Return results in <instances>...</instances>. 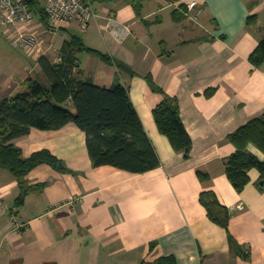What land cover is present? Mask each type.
Returning <instances> with one entry per match:
<instances>
[{
  "label": "crops",
  "instance_id": "crops-1",
  "mask_svg": "<svg viewBox=\"0 0 264 264\" xmlns=\"http://www.w3.org/2000/svg\"><path fill=\"white\" fill-rule=\"evenodd\" d=\"M90 1L97 17L86 31L76 22L47 28L42 15L34 22L44 55H25L0 31V100L26 91L30 77L49 85L38 59L61 63L64 43L77 36L94 51L75 53L77 76L128 90L160 167L138 175L94 167L74 123L31 128L3 143L23 158L49 151L60 166H38L23 185L0 168V264H155L163 257L174 264H264V183L252 170L238 192L225 172L235 152L229 135L264 115V65L250 62L264 42V0H143L139 9L128 0ZM167 95L178 100L192 140L188 158L156 125L153 110ZM203 193L228 210L227 229L210 218ZM11 213L23 229L12 226Z\"/></svg>",
  "mask_w": 264,
  "mask_h": 264
},
{
  "label": "trees",
  "instance_id": "trees-1",
  "mask_svg": "<svg viewBox=\"0 0 264 264\" xmlns=\"http://www.w3.org/2000/svg\"><path fill=\"white\" fill-rule=\"evenodd\" d=\"M139 9L143 0H128ZM34 12L44 16L42 6L31 0ZM62 62L53 64L45 56L40 57L39 66L49 85L38 79L28 78L26 91L10 99L0 100V168L8 169L20 182L42 164L59 168L60 161L49 151H40L23 158L20 150L7 141L27 134L31 128L56 131L74 123L86 136V144L94 167L111 166L133 175L144 174L160 167V160L146 134L128 90L122 85L102 88L90 81L81 80L75 53L94 52L74 36L61 49ZM96 53V52H95ZM102 60L110 62L107 55ZM250 62L264 65V42L250 56ZM78 72H80L78 70ZM150 86L160 91L150 80ZM71 106V107H70ZM74 111H72V109ZM154 119L159 132L165 135L176 152L185 158L192 148V140L180 118L178 100L165 96L154 108ZM235 152L225 162V172L233 187L242 192L250 182L249 172L257 170L264 183V160L252 154L248 147H256L264 154V115L254 119L229 135ZM203 179V174L200 175ZM212 197L210 202L209 198ZM201 202L210 218L228 228L229 212L209 193L201 195ZM232 246L235 240L230 237ZM174 257H163L155 264H174Z\"/></svg>",
  "mask_w": 264,
  "mask_h": 264
},
{
  "label": "built area",
  "instance_id": "built-area-1",
  "mask_svg": "<svg viewBox=\"0 0 264 264\" xmlns=\"http://www.w3.org/2000/svg\"><path fill=\"white\" fill-rule=\"evenodd\" d=\"M44 10V15L50 28H60L76 22L82 31H86L91 22L96 19L97 12L90 0H38ZM31 0H0V28L4 30L6 40L26 54L38 52L39 34L34 26V11L30 6ZM175 5V3H173ZM194 3L187 9L194 10ZM111 25H117V20L111 18ZM129 27L123 26L122 34H129ZM117 37L120 33L113 32ZM1 202V201H0ZM3 209L9 210L4 204ZM12 226L21 230L24 225L16 214L10 215Z\"/></svg>",
  "mask_w": 264,
  "mask_h": 264
},
{
  "label": "rangeland",
  "instance_id": "rangeland-1",
  "mask_svg": "<svg viewBox=\"0 0 264 264\" xmlns=\"http://www.w3.org/2000/svg\"><path fill=\"white\" fill-rule=\"evenodd\" d=\"M41 19V15L38 13V12H34V22H36L37 20H40ZM49 24V26H47V28H49L50 27V25H51V23H48ZM0 31H2L3 33V36H4V30L3 29H0ZM37 31V30H36ZM38 32V31H37ZM38 34H39V32H38ZM4 39L6 40V38H5V36H4ZM39 42H38V52L37 53H33V54H29V56H33V55H38V56H40L41 54H43L44 55V48H43V43H42V40H41V38H40V35H39V37H38V39H37ZM8 42V41H7ZM9 43V42H8ZM10 44V43H9ZM11 45V44H10ZM11 46H13V45H11ZM14 47V46H13ZM15 48V47H14ZM16 49H18V48H16ZM15 49V50H16ZM19 50V49H18ZM21 51V50H20ZM22 52V51H21ZM24 53V52H23ZM25 55H27L28 56V54H26V53H24ZM43 84H45L43 81H41ZM47 85V84H46Z\"/></svg>",
  "mask_w": 264,
  "mask_h": 264
}]
</instances>
